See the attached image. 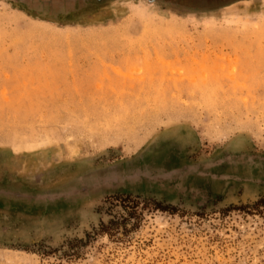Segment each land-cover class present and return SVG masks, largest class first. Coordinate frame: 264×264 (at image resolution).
Segmentation results:
<instances>
[{
	"label": "rangeland",
	"instance_id": "obj_1",
	"mask_svg": "<svg viewBox=\"0 0 264 264\" xmlns=\"http://www.w3.org/2000/svg\"><path fill=\"white\" fill-rule=\"evenodd\" d=\"M225 1L0 0V264H264V2Z\"/></svg>",
	"mask_w": 264,
	"mask_h": 264
},
{
	"label": "crops",
	"instance_id": "obj_2",
	"mask_svg": "<svg viewBox=\"0 0 264 264\" xmlns=\"http://www.w3.org/2000/svg\"><path fill=\"white\" fill-rule=\"evenodd\" d=\"M193 1H199V0H193ZM225 2H229L228 4L224 5L225 7H229V6H232V5H235V4H239V3H255L253 4L254 6L257 5V3L259 2H264V0H227ZM253 7V6H252ZM255 9V7H254Z\"/></svg>",
	"mask_w": 264,
	"mask_h": 264
},
{
	"label": "water",
	"instance_id": "obj_3",
	"mask_svg": "<svg viewBox=\"0 0 264 264\" xmlns=\"http://www.w3.org/2000/svg\"><path fill=\"white\" fill-rule=\"evenodd\" d=\"M152 1H156V0H152ZM204 4H205V2L202 3V5H204ZM222 4H224V3H222Z\"/></svg>",
	"mask_w": 264,
	"mask_h": 264
}]
</instances>
